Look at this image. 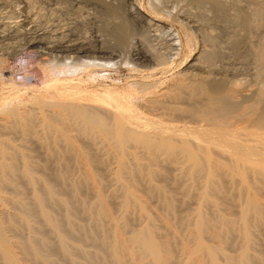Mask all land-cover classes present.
I'll list each match as a JSON object with an SVG mask.
<instances>
[{
    "label": "bare ground",
    "instance_id": "bare-ground-1",
    "mask_svg": "<svg viewBox=\"0 0 264 264\" xmlns=\"http://www.w3.org/2000/svg\"><path fill=\"white\" fill-rule=\"evenodd\" d=\"M251 1L233 16L227 0L198 6L261 32L264 0ZM109 2L103 6L117 22L121 62L135 76L142 65L170 78H129L125 89L104 59L66 64L48 56L61 65L43 58L38 83L2 81L0 264H264V81L246 90L217 77L218 52L205 48L190 68L202 58L206 76L175 72L169 57L179 34L187 48L194 41L191 17L167 0H126L129 12ZM170 18L181 26L168 31L171 51L147 53L126 30L136 19L156 36ZM240 36L230 41L233 50ZM250 48L262 79L264 36ZM6 59L0 56V80ZM181 227L188 230L182 237Z\"/></svg>",
    "mask_w": 264,
    "mask_h": 264
},
{
    "label": "rangeland",
    "instance_id": "rangeland-1",
    "mask_svg": "<svg viewBox=\"0 0 264 264\" xmlns=\"http://www.w3.org/2000/svg\"><path fill=\"white\" fill-rule=\"evenodd\" d=\"M5 1L8 2L9 0H0V56H3L5 59L7 58L5 71H7L8 73L6 72L4 77H1L0 90L2 89V81L3 83H6L9 78H13L25 85L31 83H38V76H36L37 73L35 71H37L38 73L40 72L38 66L40 65L39 63L42 62L44 60L43 58L45 57L46 59L49 57H53V60L56 59L57 61L65 62L66 64L70 62L77 64L79 62L84 63L88 61L91 63L94 61L99 64L109 62L110 64L114 65L115 68H113V71H111V76L115 80H120V84H124L125 89L127 88L126 86L128 85V81H130V79L137 80L140 76L141 78H139L138 80H144L145 78L148 79V77L151 76L152 73L149 74V68H147V70L142 65L139 66V73L137 71V73L133 71L137 74L135 76L134 73H132V71L126 66V64H124V62H121L122 59L120 58H123V60L125 58L123 56V52L120 51L121 48L118 45V38L115 34V25L117 22L115 19L113 20V18L106 14V10L104 11L106 6L104 7L103 5H105V3L107 4L109 1H113L112 3H119L121 5V8H124V11L129 12L131 10V5L130 3L126 2V0H121L122 3L120 2V0H106L105 3V0H60L61 2L59 0H29L30 2H28V0H10L9 3ZM139 1L144 5H147L149 0ZM167 1L168 6L177 4L180 9L178 10L181 11L182 9L181 13L183 16L187 13V16L191 17V21H196L195 23L193 21L191 22V25H194L195 28L194 41L192 42V44L194 45L191 44V46L188 48L184 46L186 42L185 37L183 36V34H179V41H182L181 46L179 45L181 51L179 48L174 47L172 50V53L174 55L169 57V59H173L172 62L175 63V72L192 71V73L206 76L207 74L204 73L206 67L203 64L204 62L202 58L201 61L198 62V68H190V66H192L194 63H197V52L205 48L209 51H215L216 53L218 52L217 55L219 57L218 59H215L214 66L216 73L219 75L217 77L222 79L225 77L224 79L228 82H233V80L235 82L239 81L243 84V87L246 90H252L257 87L258 83L264 81V76L262 77V79H257L256 77V67L253 61L252 50L250 48L251 42L257 43L259 39L264 36V28L262 29L263 32L261 31L262 33H256V31H253V33L246 32L245 30L243 31L241 28L232 26L230 19H226V17L223 16L218 17V15L215 14L209 4H203L198 6V0ZM227 2L230 6V13H234V10H238L239 8H244L246 11H248V8H252L255 4V2H252L251 0H227ZM119 4H117V6L120 7ZM231 7L234 9H232ZM188 12L191 13L189 14ZM232 13L231 15L233 16L234 14ZM182 15H180L179 17L183 20L184 18H182ZM199 15H205L206 19L203 21L200 17H198ZM129 20L130 25L127 23L126 30H128L127 32H133L132 42H135L137 46L141 45L140 48H143L144 51L147 53L150 51L151 48L155 50L157 49V51L161 52L171 51L169 48H167L170 44V36L168 31L173 30V33L176 34L180 31L179 28H181L179 23H176L175 21H173V18H170L169 21H166V23L164 21V23L161 24L165 28L161 29L162 31L157 32L158 36L161 35V38H159L157 35L155 36V29L149 28L147 24L146 26L145 22L136 19ZM226 21L230 23L228 24ZM195 26H197V28ZM112 29H114V31ZM164 29L167 30L165 31ZM239 35H241L240 38H242V44L240 45V47H238L239 49L236 48L235 51L233 50L234 48L231 46L230 41L236 36L239 37ZM155 37L158 38L155 40ZM30 44H32V46H30ZM70 45H72L73 48ZM68 46H70L71 48H69ZM76 46L79 48H77ZM80 48L83 51L85 50V53L77 55L76 49L78 50ZM54 50L57 51L55 52ZM60 51L61 53H59ZM63 51L65 53H62ZM66 54L68 55V57ZM100 55L102 57H99ZM83 56H85V59L83 58ZM68 58H71L72 61H70ZM103 59L104 62H102ZM47 61H49V63L53 62L52 64H54L55 62L52 61L51 58L50 60L47 59ZM57 61L55 62V65ZM57 64L61 65V63ZM140 70H146V73L144 71L141 72V74L144 73V75H140ZM12 73L15 75H13ZM42 73L43 71H41L39 74ZM158 73L155 72L154 75H157V77L155 78H170V74L163 76L161 73ZM42 75L44 78L45 74L43 73ZM154 75H152L151 77L154 78ZM105 83L110 85L111 80L105 81ZM260 152L264 153V148L260 149ZM84 197H87L89 199L94 198V196H92L91 194L89 195L85 192ZM178 197L181 199L183 198L181 195H179ZM260 198L264 200V197ZM149 205L150 211H157V203L152 202ZM181 210L183 211L184 209L181 208ZM113 212H115L116 214L119 213L115 209L113 210ZM188 214L189 213L186 211L180 213V215L183 217H187ZM134 225L135 228H139L137 222H135ZM179 230L181 233V237L188 232V230L184 227L179 228ZM261 242L264 244V234L261 239Z\"/></svg>",
    "mask_w": 264,
    "mask_h": 264
}]
</instances>
